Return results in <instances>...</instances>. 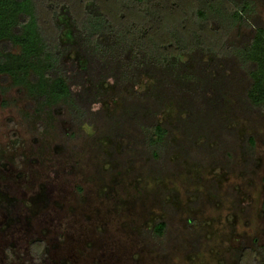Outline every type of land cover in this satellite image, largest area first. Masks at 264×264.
<instances>
[{
  "label": "trees",
  "instance_id": "16d2710c",
  "mask_svg": "<svg viewBox=\"0 0 264 264\" xmlns=\"http://www.w3.org/2000/svg\"><path fill=\"white\" fill-rule=\"evenodd\" d=\"M262 3L0 0V86L24 93L43 124L67 123L58 135L88 154L90 171L120 167L127 178L158 180L154 203L174 216L165 199L175 192L163 183L186 169L254 175L255 137L264 127ZM211 183L206 193L217 197ZM190 194L198 208L202 193ZM260 209L264 216V197ZM184 224L188 237L198 236L194 218ZM143 234L162 253L179 246L167 216ZM223 255L224 264H264V237L260 245L245 237Z\"/></svg>",
  "mask_w": 264,
  "mask_h": 264
},
{
  "label": "rangeland",
  "instance_id": "374dc122",
  "mask_svg": "<svg viewBox=\"0 0 264 264\" xmlns=\"http://www.w3.org/2000/svg\"><path fill=\"white\" fill-rule=\"evenodd\" d=\"M262 2L258 23L264 27ZM74 60L82 66L80 59ZM146 85L143 80L140 86ZM29 105L24 93L0 86V264H224V252L237 249L243 238L261 244L264 127L255 137L253 176L240 169L235 174L186 169L165 181L163 186L175 192L165 202L177 209L169 216L154 203L158 180L127 178L120 167L107 175L90 171L88 154L71 150L58 135L59 126L67 132L69 125L43 124ZM170 114L164 111L159 118ZM240 127L246 128L243 121ZM138 167L134 164L132 171ZM212 180L217 197L206 193ZM190 192L202 193L198 208L192 207L196 195ZM166 216L179 246L162 253L143 232ZM187 218L199 226L198 236L188 237ZM185 239L192 244H182Z\"/></svg>",
  "mask_w": 264,
  "mask_h": 264
}]
</instances>
